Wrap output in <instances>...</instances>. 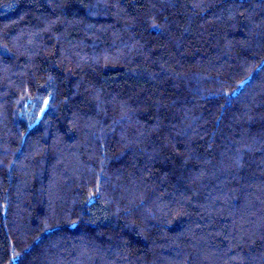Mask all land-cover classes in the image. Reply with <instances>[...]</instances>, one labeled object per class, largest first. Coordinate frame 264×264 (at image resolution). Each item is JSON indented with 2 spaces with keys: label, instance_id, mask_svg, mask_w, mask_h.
<instances>
[{
  "label": "trees",
  "instance_id": "obj_1",
  "mask_svg": "<svg viewBox=\"0 0 264 264\" xmlns=\"http://www.w3.org/2000/svg\"><path fill=\"white\" fill-rule=\"evenodd\" d=\"M0 264H264V0H0Z\"/></svg>",
  "mask_w": 264,
  "mask_h": 264
}]
</instances>
